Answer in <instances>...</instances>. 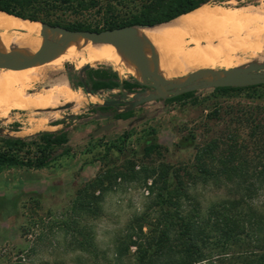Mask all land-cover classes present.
Wrapping results in <instances>:
<instances>
[{"label": "rangeland", "instance_id": "obj_1", "mask_svg": "<svg viewBox=\"0 0 264 264\" xmlns=\"http://www.w3.org/2000/svg\"><path fill=\"white\" fill-rule=\"evenodd\" d=\"M107 1L116 5L118 14L122 16L137 10L141 5L140 1H123L124 3L119 4L117 0H100V3L105 5ZM215 3L229 9L247 5L264 7V0H215L208 4ZM75 19L101 23L103 16L94 11L85 12L79 17L74 14L62 16L65 22ZM17 22L18 26L8 34L16 35L25 31V21L17 19ZM244 31L255 33V40L252 35L250 37L255 44L263 40L262 49L254 55L250 52L237 53L242 59L237 66L227 68L249 63L255 67L264 65V14L246 24ZM201 33L208 32L201 30ZM213 41V37L209 36L202 43ZM67 61H77L80 66L76 62ZM102 62L104 64L91 66H113L122 74H130L125 64L114 66L105 59ZM85 64H88V58L83 49L76 58L67 59L58 67L41 66L39 78L23 89L24 94L33 96L36 93L30 92H53L57 95L54 100L18 99L9 107H0V137H26L49 128L61 130L66 126L69 141L63 148L70 149L68 155L59 157L41 169L4 167L0 170V264H12L19 260L25 264H133L130 256L125 255L121 262L115 253L130 221L135 216L153 214L149 209L153 199L149 189L152 180L148 178L145 181L142 176H138L141 168L159 163L174 166L192 164L194 146H181V141L185 137L190 138L192 134L196 144L201 145L216 138L222 149L229 147L237 139L248 141L251 136L250 125L245 119L230 122L232 118L228 115V110L231 107L235 113L244 108L248 109L247 113L256 114L259 119L264 117V89L221 97L211 96L212 90L207 89L205 92L196 91V104L154 101L136 107L134 115L128 119L103 118L89 121L86 119L93 116V113L85 110L87 104L82 105L85 102L82 92H63L64 88L69 87L62 84V81L66 83L67 67L75 70ZM210 67L225 66L216 64ZM187 72L189 71H180L165 77ZM78 97L81 99L78 100ZM64 103L71 104L72 107L57 109ZM216 108H219L218 112H215ZM83 112L86 114L85 118L79 123L78 120H67L65 124L47 126V123L67 115ZM237 115L242 116L241 112ZM105 126L109 127L101 129ZM126 132L130 136L124 146L120 147L123 148L122 151L115 147L107 149L111 144L120 146L122 135ZM151 143H156L159 147L149 153ZM104 172H122L123 175L111 178L110 182L104 181L107 190L102 193L99 190L94 192V196H100V200L93 203V211L90 209L77 216L72 211L73 201L85 184ZM195 194L202 203L203 210L225 197L223 189H217L211 184L198 185ZM72 219L76 223L68 228L65 222ZM77 229H84L88 233L87 238H90L92 244L89 249L92 252L84 251L78 246ZM133 250L134 247L131 248Z\"/></svg>", "mask_w": 264, "mask_h": 264}, {"label": "trees", "instance_id": "obj_2", "mask_svg": "<svg viewBox=\"0 0 264 264\" xmlns=\"http://www.w3.org/2000/svg\"><path fill=\"white\" fill-rule=\"evenodd\" d=\"M140 1V8L126 16L118 14L117 6L110 2L105 5L100 0H0V11L32 21L50 25L64 26L73 30L101 31L130 25H154L169 21L179 15L214 2L215 0H117ZM216 4V3H215ZM122 7V6H121ZM94 11L103 19L90 23L75 19L62 20L65 14L79 17ZM16 17V18H17ZM78 66L80 64L77 61ZM103 63L98 62L96 64ZM95 64V65H96ZM104 64V63H103ZM70 90L81 89L84 93L96 94L99 90L119 89L134 93L149 89L135 78L120 80L118 73L110 66L71 70L67 67ZM264 84L246 87H216L211 96H226L231 93L257 92ZM44 90L30 92L39 93ZM117 92L111 98H117ZM164 102L196 104V91H188L164 99ZM119 106L89 104L87 111L113 119H128L134 115L135 107L114 114ZM219 108L215 109L218 112ZM248 109L237 112L231 107L228 115L230 122L246 120L250 125L251 136L248 141L235 140L229 147L222 149L216 138L203 144L195 143V136L185 137L181 146H194L193 162L190 165L174 166L159 163L156 166L141 168L138 176L146 181L153 199L149 205L152 216H135L127 227L122 241L116 248L119 261L125 255L133 259V264H264V117L247 113ZM85 113L76 114L69 119L47 123V126L65 124L67 120L85 118ZM230 119V118H229ZM55 127V126H54ZM66 126L58 131H39L31 136L0 137V170L4 167H23L41 169L52 164L70 149L65 147L69 141ZM153 131V130H152ZM129 133H123L120 146L111 144L110 148H120ZM159 146L151 143L148 152ZM133 170V166L131 168ZM113 175V176H111ZM123 173L98 174L79 192L73 201L72 211L78 216L94 208L100 196L99 190H107L105 182ZM211 184L223 189L225 197L210 204L205 210L195 194L198 185ZM93 211V209H92ZM72 221L65 222L68 228ZM144 227L146 228L144 230ZM78 246L92 252L90 238L84 229H77ZM134 250L131 251V248ZM12 264H25L21 260Z\"/></svg>", "mask_w": 264, "mask_h": 264}, {"label": "bare ground", "instance_id": "obj_3", "mask_svg": "<svg viewBox=\"0 0 264 264\" xmlns=\"http://www.w3.org/2000/svg\"><path fill=\"white\" fill-rule=\"evenodd\" d=\"M263 9L264 7L256 8L251 5L229 9L218 4H205L170 22L152 27H138L135 36L145 52L153 59L152 67L157 75L165 77L168 74L192 71L200 67L212 68L210 66L216 64L225 66L223 69L229 73L230 68L227 67L237 66L242 59L236 55L237 53L250 52L254 55L262 49L263 40L258 44L253 43L250 37L252 35L255 40L257 38L255 33L244 30L246 24L263 16ZM17 19L20 18L0 12V48L14 54H33L40 46L44 29L39 22L24 20V32L16 35L8 34L11 29L18 26ZM201 30L208 33H201ZM209 36H212L214 41L202 43V40ZM83 49L89 65L102 62L104 59L114 66L125 64L126 70L132 76L142 80L139 66L133 62L122 46L93 42L80 37L51 55L40 66L0 70V107H9L18 99L54 100L57 95L53 92L36 93L33 96L24 94L23 89L39 78L41 66L58 67L63 61L76 58ZM79 98L81 99L78 97V100Z\"/></svg>", "mask_w": 264, "mask_h": 264}, {"label": "water", "instance_id": "obj_4", "mask_svg": "<svg viewBox=\"0 0 264 264\" xmlns=\"http://www.w3.org/2000/svg\"><path fill=\"white\" fill-rule=\"evenodd\" d=\"M20 19L29 20L23 18ZM171 20L157 23L154 25H130V26H123L112 29H105L101 31L73 30V29H68L64 26L50 25L47 23H42L40 21H35V22H39L42 28L44 29V32L42 34V40L38 49L33 54L20 55V54L11 53L9 51L0 48V68L17 70V69H26L29 67L41 65L45 61H47L51 57V55L61 51L71 42H73L74 40L80 37L93 42H106L115 45H120L128 52L133 62L137 66H139L142 80L135 78L129 73L128 74L130 76L127 74H122L120 71L116 70L113 66L110 67L118 73L120 80L123 79L130 80L131 77H133L139 83L148 86L149 89L134 93L126 92L122 88L117 89V92H120L121 94L119 97L117 98L110 97L108 99L103 100L102 103L99 104V105L105 104L110 106H116L119 104L125 105V106H119L114 114L118 112L130 110L133 107L136 108L142 104L149 102L161 101L164 103V99L188 91L205 92L207 89L212 90L213 88L216 87H246L251 85L264 84V65H257L255 67L254 65H252V63L247 64L248 66L243 65L240 67H232L229 69L230 70L229 73H226L223 68H198L189 71L183 75H177L172 77H164L155 74L152 67L153 59L149 57V55L145 52V49L142 47V45L139 43L138 39L135 36L136 28L152 27L166 22H170ZM89 67H94V66L85 64L79 69L81 73H83V71ZM123 75L125 76V78L121 79L120 76ZM65 85L70 87L67 83H65ZM74 90H81V89H74ZM104 91L110 92V91H114V89H107V90L101 89L96 94H92L90 92H87V94L97 95ZM88 106L89 105H87V107L85 108L86 110ZM70 107H72L71 104L64 103L63 105L57 107V109L62 110V109H68ZM74 115L76 114L67 115L65 116V118L62 119H69ZM99 115H100L99 113L96 114L93 113V116H90L86 120L92 121V120L107 118L106 116H99ZM106 127L109 126H105L101 129H104ZM5 136H9V135H5Z\"/></svg>", "mask_w": 264, "mask_h": 264}, {"label": "crops", "instance_id": "obj_5", "mask_svg": "<svg viewBox=\"0 0 264 264\" xmlns=\"http://www.w3.org/2000/svg\"><path fill=\"white\" fill-rule=\"evenodd\" d=\"M92 66H95V65H92ZM120 78L122 79V78H125V76L123 75V76H120ZM66 83L68 84V79H66ZM62 84L63 85H65L64 83H63V81H62ZM70 89H65L64 88V90H63V92L65 91V92H67V91H69ZM71 91V90H70ZM81 91V90H80ZM82 92V91H81ZM115 93H117V89H114V91H104V92H101V93H99V94H97V95H92V94H87V93H83L82 92V94H83V96L85 97V102H84V104H82L83 106L85 105V104H87V105H89V104H95V105H99V104H101L102 103V101L103 100H105V99H108V98H110L113 94H115ZM83 106H81V107H83ZM86 110V109H85ZM47 130H49V131H58V130H52L51 128H49V129H47ZM68 135H69V133H68Z\"/></svg>", "mask_w": 264, "mask_h": 264}]
</instances>
